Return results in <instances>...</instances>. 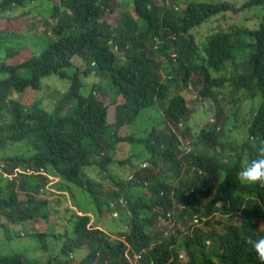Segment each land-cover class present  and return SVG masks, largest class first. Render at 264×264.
I'll use <instances>...</instances> for the list:
<instances>
[{
    "label": "trees",
    "instance_id": "obj_1",
    "mask_svg": "<svg viewBox=\"0 0 264 264\" xmlns=\"http://www.w3.org/2000/svg\"><path fill=\"white\" fill-rule=\"evenodd\" d=\"M36 1L2 0L0 13ZM114 1L51 0L49 46L23 63H0V72L9 75L0 81V113L6 115L0 124V227L7 239L11 230L2 219L14 226L49 219V201L39 197L52 194V178L59 179V193L73 199L79 191L96 207L94 213H71L64 234L32 236L42 243L54 239V257L40 262L16 254L1 257L0 264H182L183 256L186 264H258L245 241L264 237V188L242 184L237 173L242 158H254L264 143V17L258 28H221L202 45L193 32L217 16L264 8V0L241 7L190 2L183 11L176 1L131 0L111 21L105 16L114 12ZM51 76L70 82L61 96H44L42 81ZM89 77L96 80L90 88ZM190 86L202 102L218 107L217 122L198 132L189 126L194 113L186 98L173 90ZM28 89L43 97L27 107L13 97ZM102 96L116 106L112 124ZM242 102L249 103L248 114L242 115ZM149 110L159 123L148 135L125 133ZM236 132L243 141H230ZM19 143L30 153L3 155ZM124 145L136 153L118 160ZM113 165L134 170L130 180L116 175ZM95 168L102 182L87 174ZM168 175L177 179L167 182ZM103 213L117 215L127 232L119 230L113 241L115 232L99 226H109ZM78 251L86 256L76 261Z\"/></svg>",
    "mask_w": 264,
    "mask_h": 264
},
{
    "label": "rangeland",
    "instance_id": "obj_2",
    "mask_svg": "<svg viewBox=\"0 0 264 264\" xmlns=\"http://www.w3.org/2000/svg\"><path fill=\"white\" fill-rule=\"evenodd\" d=\"M2 0H0L1 2ZM51 0H37L36 2L30 4L26 8H13L9 9L8 11H2L0 13L2 20H1V30L5 33H0V63L6 62L7 64H20L25 62L26 60L30 59L33 56L40 55L50 44L53 40L54 36L50 35L51 29L46 27L45 22L50 18L52 11H53V3L50 2ZM56 1V0H52ZM158 1L160 4L161 0ZM176 1V7L180 11H183L186 5L190 2H204V3H230L236 5L237 7H241L246 3L248 0H168ZM58 2V1H57ZM115 10L114 12L110 9L106 13V19L114 21L115 18L119 16L120 10L123 9L124 6L131 5V0H115L114 4ZM119 5V6H118ZM121 5V6H120ZM132 12V9H130ZM264 17V8L263 7H253L249 10L241 12L237 15L228 14L225 19L222 16H217L214 19L209 20L208 22L204 23L200 28L195 29L193 35L195 36L196 40L199 44H203L206 40L214 35L216 32L221 31V28H229L235 23L239 26H247L251 29L254 27L258 28L262 19ZM37 26L30 30L31 26ZM18 34L19 36H11L6 33ZM200 32V33H198ZM49 33V34H48ZM51 36V37H50ZM15 50L17 55L15 57L8 56V52L11 50ZM10 57V58H9ZM241 62V61H240ZM9 78L8 74L0 72V81H4ZM94 77H89L85 79V83L88 88L91 87L92 84L95 82ZM43 91L44 96L47 97L45 93H47L50 97L51 96H61L62 92L68 90L70 86V82L68 80H61L56 76H51L49 78L44 79L43 81ZM174 93L181 94L183 97L186 98L189 109L192 111V116L189 122V126L195 130L200 131L202 128H205L209 123H215L216 114L218 107L213 101L202 102L201 98L198 94L191 90V86L187 89L183 87H179L178 89L174 88ZM191 90V91H190ZM229 90V89H228ZM187 91H190L189 93ZM60 93V94H59ZM48 96V97H49ZM43 95L41 93L38 94L37 91L34 90H26L21 97L14 95V99L19 100L22 105L31 106L35 101L39 100ZM47 97V98H48ZM111 96H102V100L106 103L109 108L108 112V121L110 124L114 123L116 106L111 104L110 101ZM225 99L221 97L220 100L222 101ZM51 100V99H50ZM48 99L44 106L49 108ZM118 105L123 104V99L118 98L117 100ZM48 103V104H47ZM163 105H158V111L160 114L163 111ZM229 107V106H228ZM240 109L242 111V115L249 113V103L242 102L240 103ZM151 111L149 110L146 112L145 116L140 117V119L135 123L136 125L132 127L131 132L130 129L125 131V133H134L135 136L138 138L145 137L150 132V127L152 128L153 123H159L158 120L151 119ZM155 111V110H154ZM153 111V112H154ZM156 114V113H155ZM6 120V115L0 113V124H2ZM159 129H162L161 127ZM229 131V126H228ZM232 138H229L230 141L233 142H241L242 136L239 135L237 132L233 135L231 134ZM228 139V140H229ZM24 143L16 144L14 147H8L4 152V156H12V155H21L30 153V150L24 148ZM24 148V149H21ZM14 151V152H13ZM118 153L116 154V158L118 160H126L129 156L136 153L129 145H124L119 147ZM229 153V152H226ZM12 154V155H11ZM29 155V154H28ZM147 167H150V164L147 163ZM144 169V166L143 168ZM140 170V169H139ZM112 171L116 175H120L123 177H128L129 180L131 178L132 173L134 170L130 169L129 166H118L113 165ZM20 172H23L20 169ZM87 174L91 176L96 181H101L100 178V171L98 169H88ZM114 175V176H116ZM177 177L175 175H171L165 178L167 182L170 180H176ZM59 182L58 178H52V182L48 185V192L52 194H46V196L41 195L40 199H47L49 201V219L45 220L42 218L36 219L34 221L28 222L21 226H14L12 223L13 221H8L7 219H2V225L5 227H9L11 233V241L7 239L6 231L0 227V258L1 257H8L13 255H22L26 258L37 260V261H46L51 257H54L56 254V248H59L57 242L54 239L48 238L44 240L46 246H48V250L45 251L42 248V241L32 237L36 234H48V235H55V234H64L67 230L71 228V225L68 222V219L71 216V213H78L82 215V213L77 209L83 211H89L94 213L96 210L95 204L93 203L92 199L85 194H80L79 191L75 193V198H71L70 194L67 193H59L56 188V184ZM104 186H107L110 189L111 182L106 180L102 183ZM5 183L0 178V187H4ZM115 188V187H113ZM116 189V188H115ZM76 191V189H75ZM18 195L21 200H25V193L18 192ZM147 195H150L147 192ZM97 214V213H96ZM91 216V215H90ZM117 216V215H116ZM115 214L112 215L111 213H103L101 215L102 220H108L109 223L107 228H104L102 225H99L104 230L114 231L115 233L112 235V240H116V234L121 231L127 232V225L123 224L122 222L115 221L116 218ZM92 219L95 221L96 216H91ZM115 219V220H114ZM124 222V221H123ZM191 224L187 222L185 226H189ZM182 225V224H181ZM183 226V225H182ZM179 224V227H182ZM186 227V229H187ZM183 229V228H181ZM20 232L22 238H17L14 233ZM186 232V230H185ZM185 255V254H184ZM86 256L85 251H78L76 253V261L84 258ZM182 264H186L188 257L183 256Z\"/></svg>",
    "mask_w": 264,
    "mask_h": 264
},
{
    "label": "clouds",
    "instance_id": "obj_3",
    "mask_svg": "<svg viewBox=\"0 0 264 264\" xmlns=\"http://www.w3.org/2000/svg\"><path fill=\"white\" fill-rule=\"evenodd\" d=\"M237 175L242 184L257 185L264 188V143L257 146L254 158H242L241 168ZM193 223L196 225L200 222L195 218ZM260 228H264V224H261ZM245 243L247 245L246 250L254 254V258L258 261V264H264V237L255 239L248 237Z\"/></svg>",
    "mask_w": 264,
    "mask_h": 264
},
{
    "label": "built area",
    "instance_id": "obj_4",
    "mask_svg": "<svg viewBox=\"0 0 264 264\" xmlns=\"http://www.w3.org/2000/svg\"><path fill=\"white\" fill-rule=\"evenodd\" d=\"M2 173H3V166L0 167V174ZM7 177H8L7 175H4V179H7Z\"/></svg>",
    "mask_w": 264,
    "mask_h": 264
}]
</instances>
